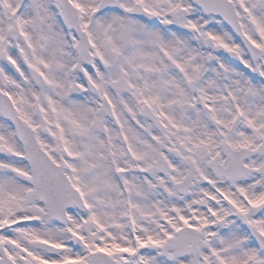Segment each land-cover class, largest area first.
Listing matches in <instances>:
<instances>
[{"label":"snow or ice","instance_id":"obj_1","mask_svg":"<svg viewBox=\"0 0 264 264\" xmlns=\"http://www.w3.org/2000/svg\"><path fill=\"white\" fill-rule=\"evenodd\" d=\"M0 264H264V0H0Z\"/></svg>","mask_w":264,"mask_h":264}]
</instances>
